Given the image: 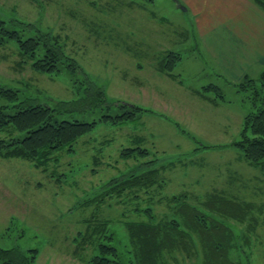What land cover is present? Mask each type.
I'll list each match as a JSON object with an SVG mask.
<instances>
[{"label":"rangeland","instance_id":"1","mask_svg":"<svg viewBox=\"0 0 264 264\" xmlns=\"http://www.w3.org/2000/svg\"><path fill=\"white\" fill-rule=\"evenodd\" d=\"M190 5L0 0L6 28L24 38L51 34L71 58L54 73L40 72L17 40L9 39L0 45V86L18 89L20 99L58 108V121H98L48 169L0 156L1 247L36 250L32 264H92L99 242H106L117 246L126 263L137 264L126 222L147 220L151 208L163 227L173 223V230L189 231L161 236L175 243H166L159 264H205L208 258L223 264L224 257L227 264H264V160L251 161L237 144L264 64L253 62L240 78L232 75L211 56L210 35L200 32ZM169 51L181 56L174 70L163 59ZM42 52L43 47L37 54ZM74 60L77 67L69 66ZM89 81L103 87L108 105L60 108V101L84 96ZM15 103L0 99L9 113ZM122 112L131 117L100 121L103 114ZM9 136L0 131V139ZM129 148L134 156L123 153ZM155 167L161 169L159 182L95 200L109 179ZM177 201L195 206L202 217L187 221L177 214ZM209 225L218 229L213 242L202 238L213 235Z\"/></svg>","mask_w":264,"mask_h":264},{"label":"trees","instance_id":"2","mask_svg":"<svg viewBox=\"0 0 264 264\" xmlns=\"http://www.w3.org/2000/svg\"><path fill=\"white\" fill-rule=\"evenodd\" d=\"M257 1L264 4L262 0ZM9 39L17 40L21 54L31 58L33 68L40 72L54 73L60 68V62L71 59L63 52L53 35L40 32L35 37L24 38L18 30L6 28L5 21L0 19V45ZM41 47H43V52L37 54ZM180 58L179 53L169 51L167 57L163 59L165 64L167 66L172 65L174 70L173 64L177 61L176 59L179 60ZM75 63V60L74 63L70 61L68 65L77 67V63L76 65ZM246 80L248 83H252L254 87L256 86L255 80L249 78ZM258 80L260 88H256L250 95L253 109L245 118L241 139L237 142L238 146L243 148L246 157L253 162L264 160V68ZM89 83L90 85L86 87L88 92H85L84 96L72 101H60V108L72 109L75 106L82 110H96L108 105L103 87L91 81ZM246 86L248 85L246 84ZM1 98L16 102L14 105L16 110L9 113L5 110V106L0 107V131L8 130L10 132L9 138L0 139V156L25 158L31 160L39 168L48 169L52 161L58 160V153L61 151H74L76 143L83 136L92 132L98 123L96 120L91 122L81 120L58 121L55 116L58 108L35 99H20L19 90L16 88L0 86ZM130 117L129 113L124 112L115 115L106 113L101 116L100 121L115 124L127 121ZM17 131L24 135L22 137L16 136ZM131 150L135 149H125L123 153L134 156L136 152ZM160 170V167H155L142 173L133 172L127 176L109 179L102 184L103 190L97 194L95 200L101 202L113 194L120 196L125 191L136 192V187L139 185L150 184L151 181H153L152 183L159 182L162 178L161 176L159 178ZM185 205L188 206L189 211L185 210ZM195 208V206L177 201L175 210L178 215L190 221L195 217H202L199 213L200 210L197 209V211ZM146 212L148 214L147 220L126 222L130 228L132 227L130 232L132 242L135 247L137 245V248L132 249V254L135 256L137 264H159L161 252L168 243L162 241L161 236L172 234L175 231L185 234L188 230H183L184 228L173 230V223L171 222L170 226L163 227L160 221H156V215L151 208L147 209ZM172 222L178 223L177 220ZM205 223L207 224V220ZM208 227L210 230H207V233L213 235L209 236L205 233L206 235L202 238H208L213 242V239L217 238L215 236L219 235L217 234L218 229L214 228L213 225ZM172 242L175 243L173 240H169V243L172 244ZM215 247L217 248V245ZM35 252L36 250L24 251L19 247L6 249L0 246V259L3 260L4 264H32L35 256H30V253L34 254ZM121 253L116 245L99 242L98 254L92 259V264H128L124 261ZM224 255L219 253V257ZM224 260L223 264H227V257H224ZM131 263L129 262V264ZM205 264L214 263L208 258L205 259Z\"/></svg>","mask_w":264,"mask_h":264},{"label":"crops","instance_id":"3","mask_svg":"<svg viewBox=\"0 0 264 264\" xmlns=\"http://www.w3.org/2000/svg\"><path fill=\"white\" fill-rule=\"evenodd\" d=\"M188 1L200 32L210 35L211 56L222 67L240 78L246 65L264 64V4L257 0Z\"/></svg>","mask_w":264,"mask_h":264},{"label":"water","instance_id":"4","mask_svg":"<svg viewBox=\"0 0 264 264\" xmlns=\"http://www.w3.org/2000/svg\"><path fill=\"white\" fill-rule=\"evenodd\" d=\"M178 6L183 7L181 4L180 5L178 4Z\"/></svg>","mask_w":264,"mask_h":264}]
</instances>
